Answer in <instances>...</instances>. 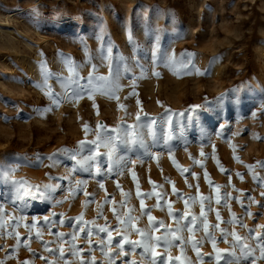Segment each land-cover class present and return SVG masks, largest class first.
<instances>
[{
    "label": "rangeland",
    "instance_id": "1",
    "mask_svg": "<svg viewBox=\"0 0 264 264\" xmlns=\"http://www.w3.org/2000/svg\"><path fill=\"white\" fill-rule=\"evenodd\" d=\"M109 41L113 67L120 56L130 69L123 75L121 65L118 100L97 92L93 99L85 94L79 102L63 98L58 106L51 105L43 87L45 76L51 74L47 84L58 94L78 77H88L92 65L98 69L95 75L109 76V61L104 59ZM157 46L177 57L185 51L194 54L192 74L183 68H154L151 57ZM65 57L73 66L70 73ZM136 60L148 70L143 77ZM197 70L206 74H197ZM153 71L160 72V77ZM57 76L63 78L65 87ZM132 76L141 77L135 80V89ZM133 90L137 95H130ZM121 104L125 107L120 108ZM166 110L172 113L170 122ZM138 112L142 122L156 118L154 125L140 129L143 145H118L116 150L117 156H127L136 160L135 164L129 163L120 171L117 162L111 174L103 175L108 157L101 147V174H96L95 164L91 173L71 171L76 162L69 153L79 148L80 141L96 139L98 124L109 129L134 125ZM85 124L90 128L87 136ZM88 147L92 146H85L83 156L89 154ZM145 151L152 155L146 156ZM0 154V170L15 169L14 180L58 185L47 201L35 200V205L21 213L16 209L20 202L13 201L17 186L0 178V204L8 213H0L3 264H46L40 257L51 264H86L92 257L96 264H108V257L97 247L102 239L106 243L107 233L96 235L98 226L112 231L114 245L125 235L132 241L141 240L136 229L152 236L164 234L160 221L174 230L175 218L185 211L188 216L180 223L194 231L188 233L185 228L177 233L181 239L174 241V246L156 243V264H216L217 250H228L221 251L220 264H224L234 238L229 236L228 242H223L220 229L234 231L242 238L249 237L250 229L253 235L264 236L260 227L264 225V207L260 206L264 205V0H0ZM54 154L57 161L52 167L47 157ZM38 156L44 159L35 166ZM248 166L253 167L250 170ZM205 172L213 186H220L218 190L210 187ZM237 173H242L243 179ZM81 180L83 184L76 183ZM197 184L199 194L211 196V207L221 215L218 221L215 211H207L208 201L204 202L208 231L216 237L215 249L206 240L201 223L204 218L199 217ZM173 187L182 195L174 193ZM217 192L221 204L215 203ZM229 193L231 198L225 205L224 196ZM193 196L196 201L188 200L185 208V199ZM141 199L154 218L153 225L141 209ZM52 212L57 214L53 219L65 223L50 233L37 221V228L29 232L27 225L33 216ZM21 215L25 219L21 220ZM193 215L198 217L196 225L190 224ZM129 216L132 219L124 223ZM229 220L236 222L226 223ZM241 222L246 227H241ZM217 223L220 229L212 227ZM79 227L91 228L94 233L91 253L86 232L78 233L76 255L68 235L61 240L52 234H68ZM195 241L200 243L193 248ZM247 242L255 247L253 240ZM45 243L53 251H46ZM109 248L116 251L114 246L105 250ZM124 250L129 255L117 258L115 264L124 259L151 264L153 250L143 253L138 247L133 252L127 244ZM255 264H264V259Z\"/></svg>",
    "mask_w": 264,
    "mask_h": 264
},
{
    "label": "snow or ice",
    "instance_id": "2",
    "mask_svg": "<svg viewBox=\"0 0 264 264\" xmlns=\"http://www.w3.org/2000/svg\"><path fill=\"white\" fill-rule=\"evenodd\" d=\"M103 51V49H102ZM112 46L111 43L109 41L108 47H107V55L104 57V59H106L107 61H109L108 63V67H109V76H103V75H95L94 73H96L98 71L96 65H92V71L89 72L88 77L86 78H80L78 77L77 79H75L72 82V86L70 88H66V91L62 94H58V93H54L51 89L50 86H48L47 84V79H48V74L45 76V79L43 81V87H45L47 89L46 91V95L48 96L49 100L51 101V105L53 106H58L61 102L63 98L69 99L73 102H75V100H78L80 98H82L85 94L88 95L89 99H93L94 95L99 92L101 94H107L110 98L113 99H117L118 100V96H116V92H118L121 88V86L119 85L118 81L121 78L122 72H121V65L123 64V75H128L130 73V69L127 65V61L125 60V58L117 56L116 57V64L115 67H113L111 61H112ZM43 55V54H42ZM61 57H64L63 53H60ZM193 58H194V54L189 53L187 51L182 52L179 57H177L175 55V53L169 55L166 51L165 52H161L159 47L157 46L153 52H152V64L153 67H159V66H164L173 70H176L177 68H183L186 69L188 71H186V74H192L191 69L195 68V65L193 63ZM65 60H67L68 58H64ZM135 63L137 64V66L140 67L141 69V77L144 76V74L148 71L146 68H144V66L142 64H140L139 60H136ZM41 67H44V65L42 64ZM70 71L72 70L71 68L69 69ZM197 74H206V73H199V71L197 70ZM153 75L156 77H160L161 73L158 71H153ZM141 77H136V76H132V88L135 89L136 88V84H135V80L141 78ZM56 79L58 81H60L61 83V87H65L64 83H63V78L57 76ZM81 79H83V83H81ZM41 85H37V87H40ZM130 95L135 96L137 95L136 91L133 90L132 92H130ZM137 105L138 107H141V102L139 100H137ZM95 106V105H94ZM120 108H124V105H119ZM48 111L51 110V107H49L47 109ZM166 115H167V119L170 122L171 118H172V113L170 110H166ZM255 115V113L253 114ZM156 122V118H151L150 120H146L144 122L141 121V116L140 113L138 112L136 115V123L134 125H128V126H117L116 128L113 129H109L107 128V126L102 125V124H98L97 125V132H96V139L92 140V141H80L79 142V148L73 152L69 153V157L71 160L76 162V167L71 169V171H87L89 173H91L92 167L95 164V172L96 174H101L102 173V168H101V162L99 161L98 157L102 155V153L99 152V149L101 147H103L104 149H106L107 151L105 153H103V155H106L108 157V161H107V168L106 171L103 172V175H109L113 172V165L117 164L118 162V167L120 169V171H123L127 165L129 163L131 164H135L137 161L136 160H131L129 157L127 156H117L116 155V150L118 145H123V146H127L129 144H136V143H140L141 145H143V138H142V133L140 131L141 128L144 127H150L151 125H154ZM84 132L85 135L87 136L90 128L88 124H85L84 126ZM149 134L151 135V131L149 132ZM86 145H91L92 147H88L87 151H88V155L87 156H83L82 154V150L85 148ZM62 151H67V150H62ZM145 155L146 156H151V153H147V151H145ZM44 158L41 157H37L36 160V165L35 166H39L40 164H42ZM48 160L52 161V164L49 166L54 167L56 165V161H57V157L54 154L53 156H49L47 157ZM238 159V158H236ZM142 162V160H141ZM29 163H32L31 161H29ZM262 166H264V164H262ZM249 169L251 170L253 166H248ZM222 171H225L223 168L221 169ZM15 171V169H10V170H0V178L4 179V180H11L12 183L14 185H16V189H15V193L13 196V201H19L20 205H16V209L21 212L24 213L27 208L29 207V201H35V200H40V201H47L49 196L51 195V192L53 189H55L56 187H58V185H54V184H29L27 181H23V180H14L12 177V173ZM182 171H186V170H182ZM133 176V180L136 179L135 173H132ZM193 176H195V174H193ZM237 176H239L241 179H243V174L242 173H237ZM49 179H52L51 176H49ZM65 179H70V177H66ZM198 179V177H197ZM205 179L207 180V182L209 183L210 187H213L215 190H218L220 188L219 185H212V181L210 179H208V173L205 172ZM254 180H257L258 178L254 175L253 176ZM231 181V177L229 176V183ZM77 184H83L84 181H77ZM101 188L104 187L103 183H101L99 185ZM119 187V185H117ZM189 187H192V185H189ZM196 189H197V195L199 196V201H200V213H199V217L200 218H204L201 223L203 224V231L207 234L206 235V240H210L212 242L213 248H216V237L210 233L209 230V224L207 222L206 219V211H205V201H208V212H212L215 211L216 212V219L219 221L221 220V215L220 212L213 209L211 207V203H212V197L208 196H202L199 194V185H196ZM173 192L176 193L177 195H182L180 193L177 192V190L175 189V187H173ZM138 194H139V190H138ZM148 196H151L152 193H148ZM163 195V194H160ZM262 196H264V192L261 193ZM159 198V197H158ZM231 198L230 193L229 194H225L224 196V202L225 205L227 204V200ZM197 197L193 196V197H189L187 199H185V208L188 207V200H191L193 203L196 201ZM237 200L239 199L238 197L236 198ZM249 199L252 202L254 201V198L249 196ZM107 200V198H106ZM63 201H55L56 204L62 203ZM215 203L216 204H221V196L219 195V193L217 192L216 198H215ZM258 203V202H257ZM261 207H264V205H260ZM141 209L144 210V214H147V218L149 221L150 225H153L154 222V218L151 216L150 211L145 209V205L143 202V199H141ZM115 211V210H114ZM0 213H3L4 215H8V213L5 211L4 206L2 204H0ZM57 214L55 212L49 213L48 215H45L43 217H36L33 216L32 217V223H29L27 225V228L29 230V232H31V230L33 228H37V221H40V227L44 228L46 227L49 232L51 233L52 228L56 227L57 225H63L65 223V221L63 219L57 220V219H53V217H55ZM169 215H172L171 213V208L169 207ZM234 215V214H233ZM248 215H252V213H248ZM188 216V212L185 211L184 213H182L180 216H177L176 219V223H177V228L176 229H170L168 228L163 221L159 222V227L164 228L165 232L164 234L160 235V236H152L150 232L146 233L145 231H142L141 229H136V232L142 237L141 240H136V241H132L128 238L127 235H125L123 237L122 240H117L115 242V244L113 245V235H112V231H109L106 227L104 226H98V231L97 233H95L96 235H99L100 233H107V241L106 243L104 242V240H101V243H99L97 245V247L99 248V250L101 251L103 256H107L108 257V264H115V261L117 258L119 257H126L127 255H129V253L125 252V245H130L131 246V250L134 252L136 250V248L140 247L143 249V253H147L149 252V250H153L152 251V260H151V264H156V256L158 255L155 251V244L159 243V242H163V244L165 246H174V241L176 240H180L181 237L177 235V233L183 232L186 228L188 233H192L194 231L193 227H189L186 225H182L180 223V221L182 219H186ZM21 220L25 219L24 215H21L20 217ZM76 219H81V217H77ZM117 219L119 220V214H117ZM132 219L131 216L128 217V220L123 221L124 223H128V221H130ZM198 217L193 215L192 219L190 221L191 225H196ZM236 221L234 220H229L226 223H234ZM18 221L14 223V227L18 226ZM88 223V222H85ZM241 227H246L245 225L240 224ZM214 229H220V224L217 223L215 225L212 226ZM261 228H264V225L260 226ZM153 230H159L158 228L153 227ZM116 233L119 234L120 233V229L119 227H117L115 229ZM221 231V235H222V239L223 242H228V237L232 236L233 242L230 244V248L232 249L231 252L229 253V258L224 260V264H245V262L249 261V258L251 257L252 260L250 262V264H255L256 260H260V259H264V236H261L259 233H256L253 235L254 230L250 229L249 230V237L246 238H242L240 237L236 232H229L227 229H220ZM86 232V239L88 240L89 243V253L92 252V241L90 239V237L93 236V231L91 228L85 229V227H79L74 228L72 232L65 234L63 232H55L52 233L53 235H55L58 239H63L66 235H68L70 237L69 243L73 249L72 254L76 255L78 252V249H76L75 246V241L78 238V233H83ZM41 233L38 231L37 232V236H39ZM190 239V238H189ZM248 239H251L255 242V247L248 243ZM185 243H187V239H185ZM199 241H195L193 242V248H196L197 245L199 244ZM108 246H114L116 248L115 252H111V249L109 248L108 251H106L105 249L108 248ZM44 248L46 251H53L52 249L49 248L48 244L45 243L44 244ZM237 249H239V255L237 254ZM30 250V249H29ZM259 250V256H255V252ZM221 251H228V250H217V254L215 255L214 259L216 264H220L221 259L223 258L221 255ZM60 252V257L63 258V252L64 249L61 247L59 249ZM142 253V255H143ZM53 254H55L53 252ZM33 255H36V253H33ZM197 257L198 259L202 260L203 257L200 255L199 252H197ZM41 259H45L46 264H51V262L47 261L46 257H40ZM169 259H171V257H169ZM177 259H179V257H177ZM0 264H3V262H0ZM23 264H27V262H23ZM86 264H96V260L95 257H92L88 262H86ZM121 264H138L137 261H128L126 259L121 261Z\"/></svg>",
    "mask_w": 264,
    "mask_h": 264
},
{
    "label": "bare ground",
    "instance_id": "3",
    "mask_svg": "<svg viewBox=\"0 0 264 264\" xmlns=\"http://www.w3.org/2000/svg\"><path fill=\"white\" fill-rule=\"evenodd\" d=\"M8 17H10V16H8ZM8 17H7V18H8ZM7 23H9L8 20L6 21V24H7ZM2 31H3V32H8V34H9V33H13V31H12L11 29H3ZM64 60H65V59H64ZM64 65H65V68H66V70H67L68 73H70V72L73 71V66H72V64H71V62H70L69 60H65V61H64ZM70 68L72 69L71 71L69 70ZM79 100H80V99L75 100V102H79ZM0 164L3 165V154H0ZM1 183H2V182L0 181V184H1ZM35 204H36V201H31V200L29 201V207H30V206H33V205H35Z\"/></svg>",
    "mask_w": 264,
    "mask_h": 264
}]
</instances>
